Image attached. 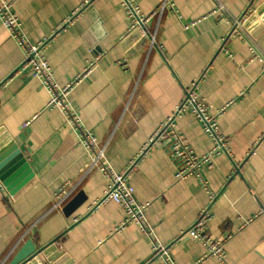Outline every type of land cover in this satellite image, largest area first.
Masks as SVG:
<instances>
[{
  "label": "crops",
  "instance_id": "1",
  "mask_svg": "<svg viewBox=\"0 0 264 264\" xmlns=\"http://www.w3.org/2000/svg\"><path fill=\"white\" fill-rule=\"evenodd\" d=\"M5 1L23 38L44 44L60 87L92 64L68 94L70 107L114 172L137 161L127 180L147 206L152 236L135 224L121 228L125 213L114 202L92 211L107 179L87 171L91 156L78 131L60 108L47 107L49 93L20 69L23 51L0 23V150L15 145L25 160L8 184L20 187L12 198L0 183V264L28 241L39 249L54 242L36 264H163L154 244L174 264H264V0H174V11L148 19L146 34L132 29L122 0ZM131 1L143 16L162 2ZM187 90L215 118L228 152L179 180L169 132L198 157L215 146L191 107L150 144ZM63 187L69 196L56 205ZM203 211L209 237L224 241L223 261L204 259L200 243L181 238Z\"/></svg>",
  "mask_w": 264,
  "mask_h": 264
},
{
  "label": "built area",
  "instance_id": "2",
  "mask_svg": "<svg viewBox=\"0 0 264 264\" xmlns=\"http://www.w3.org/2000/svg\"><path fill=\"white\" fill-rule=\"evenodd\" d=\"M173 1L174 0H162L157 10L152 12L149 16H143L131 0H122V6L128 18L132 21V29L141 30L146 34L145 24L148 19L152 16H160L167 10L174 11ZM241 20L242 19L236 20L234 23V30H236V33H240ZM0 23L10 31V35L16 40L23 51L24 59L20 69L27 70L30 77L38 78L49 93L50 98L47 107L60 108L65 114L66 121L78 131L79 143L91 156V162L87 171L91 168H97L107 179L103 198L92 208V211L95 210L97 205L103 202H114L119 205L125 213L121 228L128 224H135L139 226L145 236L151 237V230L145 216L147 206L136 202L134 190L127 180L137 161L132 162L122 173L114 172L106 161L105 147L101 146L98 139L81 125L78 117L70 107L68 94L77 84L88 76L92 64H89L84 72L77 75L69 84L60 87L53 80L49 64L41 54L44 44L40 43L33 45L23 38L20 33L19 20L17 16L11 12V3L5 0H0ZM185 28H188V26H185ZM150 43L154 44L152 37H150ZM189 107H191L194 116L201 122L204 132L214 140L215 146L209 154L198 157L180 140L178 135H174L172 131L169 132L175 138L171 147V155L177 162L175 178L179 180L186 179L190 176L198 177L202 167L209 165L214 155H218L220 152H228L226 142H224L223 138L218 133L215 118L207 114L204 104L198 102L190 90L186 91L185 99L180 106L176 108L173 116L168 119L166 126L162 130L156 132L151 138L150 144L155 140L163 138L165 129L172 125L174 118L184 114ZM148 145L142 149L137 160L141 159L146 154ZM69 193V188L63 187L55 197L56 205L64 202L69 196ZM9 196L10 198L13 197L11 194H9ZM209 218L210 215L208 211H203L198 220L182 234L181 238L186 237L200 243L205 249L204 259L216 258L223 261L225 258L224 241L213 240L206 232V223ZM154 252L161 258L163 264H174L166 246L154 244Z\"/></svg>",
  "mask_w": 264,
  "mask_h": 264
},
{
  "label": "water",
  "instance_id": "3",
  "mask_svg": "<svg viewBox=\"0 0 264 264\" xmlns=\"http://www.w3.org/2000/svg\"><path fill=\"white\" fill-rule=\"evenodd\" d=\"M137 115L134 119H137ZM19 151L17 146L11 145L8 148L0 150V183L5 186L6 190L11 194L15 195L17 189L20 187L10 188L8 184L15 172L24 165L25 160ZM54 242L43 248H37L31 241L26 242L25 246L16 254L11 264H36L37 257L40 254H44L47 249ZM62 261L55 262L51 264H60Z\"/></svg>",
  "mask_w": 264,
  "mask_h": 264
}]
</instances>
